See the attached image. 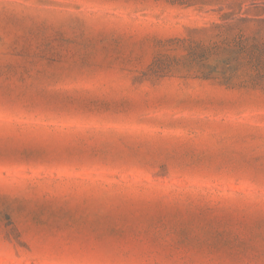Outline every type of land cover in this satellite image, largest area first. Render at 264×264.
Instances as JSON below:
<instances>
[{"label":"rangeland","instance_id":"rangeland-1","mask_svg":"<svg viewBox=\"0 0 264 264\" xmlns=\"http://www.w3.org/2000/svg\"><path fill=\"white\" fill-rule=\"evenodd\" d=\"M0 264H264V0H0Z\"/></svg>","mask_w":264,"mask_h":264}]
</instances>
